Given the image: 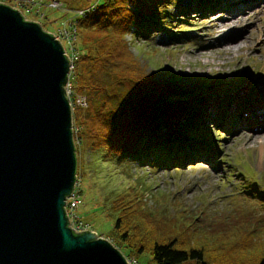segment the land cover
I'll return each mask as SVG.
<instances>
[{"label":"rangeland","instance_id":"374dc122","mask_svg":"<svg viewBox=\"0 0 264 264\" xmlns=\"http://www.w3.org/2000/svg\"><path fill=\"white\" fill-rule=\"evenodd\" d=\"M28 1L35 2L30 11L12 1L7 3L23 10L26 19L39 22L43 30L56 34L78 9L103 0H57L65 6L58 9L47 6L50 0ZM263 4L264 0H222L212 11L193 9L189 14L192 18H187L190 23L180 22L188 40H170L171 36L163 31H153L146 39L126 35L131 52L156 80L178 85L190 96L201 93L207 97L214 92L211 88L223 93L221 103L214 100L213 94L209 96L205 119L214 123L204 128L210 136L207 153L182 168L142 164L120 150L80 152L74 188L79 202L75 211L112 244L108 236L117 211L111 203L130 187L141 199L142 207L164 221L173 219L185 224V219L193 218L196 224L202 218L218 227L222 220L235 225L242 218L256 219L264 213L256 191H249L252 184L264 187V122L254 119V111L264 109V9L259 7ZM169 9L177 14L175 5ZM217 27L225 29L223 33L231 39L229 45L240 44V48L226 49L219 43ZM73 42L75 39L70 43L60 41L68 47L70 56ZM226 79L237 83L225 82L222 87L221 81ZM71 92L73 99L72 88ZM229 104L232 107L227 109ZM120 251L125 255L124 248ZM136 259V264H155L146 253Z\"/></svg>","mask_w":264,"mask_h":264},{"label":"trees","instance_id":"16d2710c","mask_svg":"<svg viewBox=\"0 0 264 264\" xmlns=\"http://www.w3.org/2000/svg\"><path fill=\"white\" fill-rule=\"evenodd\" d=\"M221 1L103 0L85 5L80 9L96 3L94 9L83 15L76 11L64 22L62 28L70 23L76 28L77 45L73 42L68 54L73 65L70 86L75 96L84 94L87 103L72 112L76 160L83 150L105 148L171 169L205 156L210 136L204 128L214 123L205 119L209 98L221 103L223 92L211 88L210 97L190 96L178 85L156 80L125 37L146 39L153 31H163L170 40H188L181 23H190V11H212ZM172 5L177 14L169 11ZM259 187L252 184L249 191L255 190L263 205L264 187ZM132 189L118 193L111 203L117 217L108 237L125 249V257L146 253L155 264H264V213L235 225L222 220L218 227L202 218L196 224L193 218L185 224L164 221L147 212Z\"/></svg>","mask_w":264,"mask_h":264},{"label":"water","instance_id":"95a60500","mask_svg":"<svg viewBox=\"0 0 264 264\" xmlns=\"http://www.w3.org/2000/svg\"><path fill=\"white\" fill-rule=\"evenodd\" d=\"M71 67L53 33L0 3V264H129L108 239L68 227Z\"/></svg>","mask_w":264,"mask_h":264},{"label":"built area","instance_id":"2783aa9c","mask_svg":"<svg viewBox=\"0 0 264 264\" xmlns=\"http://www.w3.org/2000/svg\"><path fill=\"white\" fill-rule=\"evenodd\" d=\"M8 1H12L13 3H15L16 5L19 4V6H21L24 10H28V9H32L33 4H30V2L28 0H0V3H4V4H9L7 3ZM97 3V2H96ZM96 3L88 6L87 8L84 9H78L77 12L80 15L85 14L87 11H89L90 9H94V7L96 6ZM10 6L16 8V5H11ZM48 7L51 8H60L63 7V4L57 0H52L51 2H49V4L47 5ZM23 12V10H22ZM21 12V13H22ZM23 14V13H22ZM24 17L26 18V16L24 15ZM75 26L70 23L69 27H64L63 29H61L59 32L53 33L55 38L58 39L59 41H65L67 43H70L75 35H76V30H75ZM65 49V53L67 56V50ZM72 63V62H71ZM73 67V65H72ZM71 67V69H72ZM67 93L69 95V99H70V106H71V110L72 108L78 106V107H86V98L81 96V95H77L75 97H73V99L71 100L70 98V94L71 92V87H70V82H68L67 84ZM79 202V198L76 197L75 192L73 191V194L70 197H67L66 199V214H67V218H68V227L74 232V233H81L82 231H94L93 228L90 226V224L88 222L83 221L76 213L75 209L76 206ZM129 264H136V260L134 258H128L127 259Z\"/></svg>","mask_w":264,"mask_h":264},{"label":"bare ground","instance_id":"6f19581e","mask_svg":"<svg viewBox=\"0 0 264 264\" xmlns=\"http://www.w3.org/2000/svg\"><path fill=\"white\" fill-rule=\"evenodd\" d=\"M251 1H253V0H251ZM247 4H249V3H247ZM259 7H260V9H264L263 8L264 7V4L261 5V6H259ZM230 21H232V20H230ZM215 30H218L217 33H220L221 34L218 37V40H219V43H221L224 47H226V49H234L237 46H238V48H240V44L235 45L236 47H234V45L232 46L231 44H230L231 46L229 45V42H230L231 39L227 36L226 33H223V31L225 29L223 30V28L220 29L219 27H217ZM225 82L228 83V84H232V83L235 84V83H237V82L234 81V79H226V80L221 81V86L222 87H223V84L222 83H225ZM226 107L228 109V108H230L232 106L229 104V105H226ZM251 112L253 113V110H251ZM254 113H255V115H254L255 121H262V122H264V109H260L259 112L254 111ZM258 131H260V130H258ZM259 134H262V133H259Z\"/></svg>","mask_w":264,"mask_h":264},{"label":"clouds","instance_id":"9594fccd","mask_svg":"<svg viewBox=\"0 0 264 264\" xmlns=\"http://www.w3.org/2000/svg\"><path fill=\"white\" fill-rule=\"evenodd\" d=\"M28 20V19H27ZM76 183H77V181H76ZM76 186V185H75ZM75 188V187H74ZM74 191V190H73ZM97 233V232H96ZM98 234V236H102L101 234H99V233H97ZM103 237V236H102ZM129 258H133V257H129ZM135 259V258H134ZM127 260V259H126ZM136 260V259H135ZM136 263H137V260H136Z\"/></svg>","mask_w":264,"mask_h":264}]
</instances>
